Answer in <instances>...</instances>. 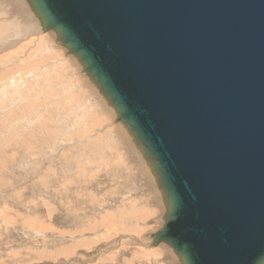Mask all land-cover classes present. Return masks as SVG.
I'll list each match as a JSON object with an SVG mask.
<instances>
[{"label": "water", "instance_id": "water-1", "mask_svg": "<svg viewBox=\"0 0 264 264\" xmlns=\"http://www.w3.org/2000/svg\"><path fill=\"white\" fill-rule=\"evenodd\" d=\"M38 1L160 164L173 210L151 245L261 264L264 0Z\"/></svg>", "mask_w": 264, "mask_h": 264}, {"label": "rangeland", "instance_id": "rangeland-1", "mask_svg": "<svg viewBox=\"0 0 264 264\" xmlns=\"http://www.w3.org/2000/svg\"><path fill=\"white\" fill-rule=\"evenodd\" d=\"M73 67L0 82V264H185L151 245L170 209L158 162Z\"/></svg>", "mask_w": 264, "mask_h": 264}, {"label": "bare ground", "instance_id": "bare-ground-1", "mask_svg": "<svg viewBox=\"0 0 264 264\" xmlns=\"http://www.w3.org/2000/svg\"><path fill=\"white\" fill-rule=\"evenodd\" d=\"M28 6L32 7V9H31L32 14L30 12H28V11H30V10H28V8L26 9V7H28ZM35 12L38 14V16L35 14ZM53 51H56V55H54V58H52V59L47 58V57L45 58L44 55L52 54ZM73 65H75V66L73 67ZM66 67H67V69H69L70 67H73V68L78 67L79 69H76V70L74 69V71H76L75 74H78V72L84 71V73H87L88 79L90 78V79L94 80L93 83H97V85L98 84L100 85V87H99L100 91L107 94L106 91L104 90L103 86L101 85L100 81L93 75V73H91L90 71L87 70V64L85 63L83 58L78 53H75V51L73 50L71 45H68L64 42V39L62 38L60 31L57 28H50L49 27V25L47 23L46 16H45V12L43 11L38 0H0V82L6 80L7 77H8V79H10L13 75H16V76L17 75H24V76H21L18 78H26L27 80L34 78V80H38V77H37L38 74H39V76L42 75V77H43V74H44L43 72L45 70H48L49 68H51L53 70V74H52L53 76H52V78H49L48 80H46V82L50 83V81L54 82V81L61 80L62 78L60 79V77L64 73L62 71ZM71 71H73V70H71ZM13 80H14V78H13ZM43 80H45V79L43 78ZM71 81H72V79H71ZM77 81L78 80L75 79L73 81V84L79 83V81L78 82ZM36 82H38V81H36ZM13 84H14V87L16 86L18 88L16 82L14 83V81H13L12 85ZM70 84H72V83H70ZM28 86H31V85H28ZM4 87H6V86H4ZM70 87H69L67 92L65 91L66 92L65 94H68L70 92V90H72V89H70ZM40 90H42V89H40ZM86 90L87 89L85 86V92H86ZM29 91H30V87L27 90L23 91V93H25V92L28 93ZM70 93H72V91ZM50 96H51V99H55L54 96H52V95H50ZM72 96H73V101L75 100L78 102L80 100L79 97L75 96V93L72 94ZM106 96L110 99V96L108 94ZM110 100H112V99H110ZM63 101H65V100H63ZM45 104H46V102H45ZM62 105H63V102H62ZM63 106H65V105H63ZM112 107L116 111V116H117V120H118V123L116 121L117 125L119 124V122L120 123L122 122L124 128L122 126H121V128H123V129L126 128L128 132H132L131 136H133V138L135 140L137 139L135 142L136 143L138 142L137 144H139L140 146L142 143L148 151L147 152L148 156L152 160L156 161V159L152 155V152L137 137V135L132 130V128L129 126V124L124 119H122L121 111L119 110V108L114 103H113ZM113 120H115V119H113ZM107 122H104V123L106 124ZM94 133H96V132H94ZM87 134L89 135L90 133H86L85 135H87ZM132 141H133V139H132ZM141 147L143 149V146H141ZM142 149H141V151H143ZM144 167H147V165ZM156 170H157V173L159 175L161 185H162L163 189H165V192H166L165 194L168 198L167 200H169V203H170L169 214L167 217L168 219L166 220V222H167L171 218V213L173 210V199L171 198L170 193L168 192L167 188L163 184V179H162V174H161L159 163L156 167ZM138 213H139V211H138ZM139 215H140V213H139ZM166 222H164V223L166 224ZM165 224L164 225L162 224L161 227L159 226L161 229L160 231L163 230V228L165 227ZM164 243L167 246H169L171 249L173 248L171 243L168 244L167 242H163L162 244H164ZM160 245L158 246L160 248V250H162V251L164 250L165 253L168 252L167 248H165L164 246H160ZM157 252H160V251H157ZM173 252H175L174 255L176 257L182 258V260H184V263L187 264L185 258L182 255H180L179 253H176L174 248H173ZM172 255H173V253H172ZM177 255H179V256H177ZM175 256L173 258L175 260H177Z\"/></svg>", "mask_w": 264, "mask_h": 264}]
</instances>
